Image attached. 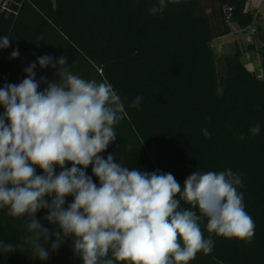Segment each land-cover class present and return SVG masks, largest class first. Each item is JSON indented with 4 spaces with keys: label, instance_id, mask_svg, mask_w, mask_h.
<instances>
[{
    "label": "trees",
    "instance_id": "16d2710c",
    "mask_svg": "<svg viewBox=\"0 0 264 264\" xmlns=\"http://www.w3.org/2000/svg\"><path fill=\"white\" fill-rule=\"evenodd\" d=\"M156 3L3 0L0 37L7 36L10 45L0 49V87L21 82L24 70L44 55L66 56L69 70L85 80L107 79L127 116L115 126L116 140L102 156L113 153L125 166L172 173L182 189L195 171L231 169L240 175L243 187L237 190L255 222L251 243L213 234V251L198 253L190 264H264V77L241 60L244 52L260 53L264 70V17H255L248 0H180L154 16L149 10ZM255 21L254 41L244 50L237 46L220 69L213 41L229 35L233 23L249 31ZM13 50L19 52L15 59ZM34 71L37 80L58 79L51 66L37 64ZM46 86L41 83L40 90ZM137 96L141 104L131 107ZM257 123L260 132L252 136L249 129ZM87 174L92 175L91 166ZM46 215L41 209L36 218L51 230L55 225ZM24 221L0 209V241L17 245L15 251L0 252V264H82L71 238L52 251V236L45 245L49 258H34L30 247L19 246L30 235ZM201 228L207 238L206 220Z\"/></svg>",
    "mask_w": 264,
    "mask_h": 264
},
{
    "label": "clouds",
    "instance_id": "9594fccd",
    "mask_svg": "<svg viewBox=\"0 0 264 264\" xmlns=\"http://www.w3.org/2000/svg\"><path fill=\"white\" fill-rule=\"evenodd\" d=\"M179 2L157 0L150 14L162 15ZM9 45L7 36L0 37V49ZM18 56L13 50L10 58ZM37 64L56 69L58 79L37 80ZM67 65L66 56L44 55L24 70L21 82L0 87V209L25 218L30 235L19 246L47 260L45 245L54 236L51 250L71 238L82 264H190L198 253L213 251V234L251 243L255 222L237 190L243 187L238 173L195 171L182 189L172 173L125 166L113 153L105 158L115 126L127 116L124 103L107 79L85 80ZM141 102L137 96L130 106ZM249 131L259 134L260 125ZM41 209L53 229L37 220ZM16 247L0 241V252Z\"/></svg>",
    "mask_w": 264,
    "mask_h": 264
},
{
    "label": "rangeland",
    "instance_id": "374dc122",
    "mask_svg": "<svg viewBox=\"0 0 264 264\" xmlns=\"http://www.w3.org/2000/svg\"><path fill=\"white\" fill-rule=\"evenodd\" d=\"M2 1L3 0H0V3ZM250 5L251 10L255 11L256 9H254V3L252 1ZM260 9V15L264 17V3ZM253 41L254 39L252 38L250 31H242V29L237 24H231V33L229 35L213 41V46L216 52V61L219 68H222V62L225 56L233 55L234 53H236L237 46L244 50L247 45ZM255 43L260 47L258 40H255ZM248 56H250V58H247ZM241 60L251 71H253L257 75H261L260 78L264 77V70L262 69L261 65L260 53L244 52Z\"/></svg>",
    "mask_w": 264,
    "mask_h": 264
},
{
    "label": "built area",
    "instance_id": "2783aa9c",
    "mask_svg": "<svg viewBox=\"0 0 264 264\" xmlns=\"http://www.w3.org/2000/svg\"><path fill=\"white\" fill-rule=\"evenodd\" d=\"M252 0H248V5L251 3ZM263 3H264V0H263ZM6 5V3H5ZM261 14V9H256L255 10V17H257L258 15ZM251 35L253 36L254 34H256L257 32V26H256V21L253 23V25L251 26V28L249 29ZM247 58H250V56H248Z\"/></svg>",
    "mask_w": 264,
    "mask_h": 264
},
{
    "label": "crops",
    "instance_id": "0c3cea01",
    "mask_svg": "<svg viewBox=\"0 0 264 264\" xmlns=\"http://www.w3.org/2000/svg\"><path fill=\"white\" fill-rule=\"evenodd\" d=\"M252 2L254 3V9H259L263 5V0H252ZM259 44H260V47H259V45H257V44L256 45L258 48H261V43L259 42ZM261 61H262V57H261ZM259 77H261V75H259Z\"/></svg>",
    "mask_w": 264,
    "mask_h": 264
}]
</instances>
